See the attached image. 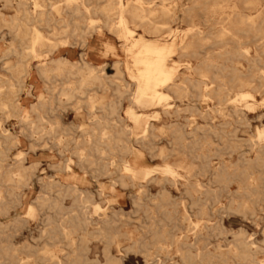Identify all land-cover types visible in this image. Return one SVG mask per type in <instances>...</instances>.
Segmentation results:
<instances>
[{"label": "rangeland", "instance_id": "1", "mask_svg": "<svg viewBox=\"0 0 264 264\" xmlns=\"http://www.w3.org/2000/svg\"><path fill=\"white\" fill-rule=\"evenodd\" d=\"M127 1L132 0H123ZM27 3L29 10H33L32 1ZM155 4H158V1ZM87 5L101 9L105 2L91 0ZM261 5L264 7V0H261ZM2 6L3 0H0V8ZM5 13L10 17L13 10L9 9ZM90 17L97 20L98 29L84 37V45L81 44V36L71 37V54L66 56L55 51L45 60L64 57L81 63L84 59L96 68L105 66L103 74L111 77L115 73L111 66L112 60L125 62L126 58L120 42L102 27V16L99 13H91ZM175 19L159 20L167 22L172 35L175 36H181L191 23L197 25L204 33L214 36L227 25L220 11L206 16L202 15V12H196L190 22L183 17L179 9ZM67 21L72 27L82 22L80 18L72 16H68ZM144 30L135 28L133 38L153 41L154 36ZM42 32L45 36H50L46 31ZM12 44H15L12 37L6 33L5 28L0 27V78L3 81L9 79L3 64L11 65L16 62L14 56L2 58L3 52L11 48ZM108 44L114 48L113 57L105 50ZM259 44L261 42L251 44V56L255 55L254 49ZM224 50L220 45L208 44L203 50H199L197 58L179 59L177 55L173 57L179 73H184L186 62L194 68L202 66V61L208 60L213 62L214 68H208L209 78L203 79L208 85L207 90L211 91L209 97L200 100L196 97L198 92L190 89L187 96L178 99L171 95L166 102L171 110L178 109L180 112L176 117L163 118L167 128L162 133L158 132L162 140L157 150L167 147L166 141H171V134H174L177 128L186 136L185 150L166 162L148 153L145 155L147 166L156 171V179L166 177L162 174V169L168 164L182 177L177 180L175 186L163 184L167 194L164 197V207L160 210L156 208L160 200L158 184L152 183L149 191L140 188L138 184L134 187L128 184L125 188L117 186L119 198L116 201V197L99 195L101 187L108 188L111 182L108 178L96 177L95 171L88 168L85 170L86 180L83 187L75 185L83 191L81 196L71 193L59 194L57 187L48 191V184H74L60 179L61 174L54 168L61 162L58 148L51 146L52 140L46 136L41 138L40 134L51 133L48 130L49 123L61 121L66 127H70L76 120L86 121L85 112L80 113L83 118L77 119L73 109L77 103L86 107L88 101L86 98H75L66 102L57 96L62 82L57 77L52 78L46 85L39 78L36 79L34 73L31 74L30 81L23 80L24 83L17 88V103L23 114L0 112V136L13 135L21 141L19 146L8 152L2 167L7 169L6 167L12 166L17 159L25 166L33 163L37 166L31 178L21 186L19 184L16 196L0 197V202L9 207L6 215L0 213V264H106L107 254L120 259V264H145V259H151L149 264L151 261L155 264H252L254 258L251 255L242 257L241 249L237 247L236 242L242 237L254 243L253 250H257L255 260L264 264V155L256 147L264 140V81L254 83L255 88L249 91L251 99L236 102L238 115L230 114L228 108L219 107L215 96L217 86L224 83L227 87H233L231 79L234 75L247 78L259 76L261 72L245 61H235L223 56ZM26 54L27 52L24 54V61L31 68L30 71L34 72L35 65L39 63ZM256 55L262 61L259 69L264 71L262 50L257 49ZM121 77V81H113L108 85L106 95L100 89H95V101L101 98L105 102L118 103L119 118L125 120L124 125L136 133L137 130L127 119L126 112L130 109L136 113L141 110L135 109L132 104L134 86L127 73L124 71ZM193 78L197 79L196 76ZM29 84H36L37 88H29ZM36 89L49 100L48 111L40 112ZM233 90L236 92L238 89ZM59 99L67 104L59 105ZM36 105L37 109L32 110ZM40 115L45 117L47 129L42 131L38 128L32 132L26 126L29 122L37 124ZM87 123L89 121L84 122ZM54 133L58 131L55 130ZM29 134L37 135L30 137ZM258 134H262V140H259ZM65 139L80 142L83 138L71 130ZM251 145L256 146L251 149ZM73 148L74 144L71 143L68 146L70 152L65 153V157H72ZM258 156L262 161L256 162ZM72 159L75 160L73 157ZM72 170L83 175L74 166ZM245 172L249 173L250 179L245 177ZM117 175H114L113 179L117 178ZM67 177L64 176L65 179ZM196 182L199 184L198 188L193 186ZM0 188L4 189L6 186ZM78 205L85 208L80 210ZM28 206L33 207V216L27 215ZM78 214H84L90 220L111 218L114 215L117 224L106 229L103 236H98L93 233V226H74V217ZM73 221L75 224L72 225ZM65 231L69 233L68 237ZM170 238L187 240L185 245H172L169 243ZM52 255L56 258H51ZM221 257L225 260L222 261Z\"/></svg>", "mask_w": 264, "mask_h": 264}, {"label": "bare ground", "instance_id": "2", "mask_svg": "<svg viewBox=\"0 0 264 264\" xmlns=\"http://www.w3.org/2000/svg\"><path fill=\"white\" fill-rule=\"evenodd\" d=\"M28 1H32L33 10L31 11L28 8ZM89 1L91 0H3V6L0 8V27L6 29V33L12 37L15 44L3 52L2 58L14 56L16 62L11 65L3 64L4 71L9 74V79L3 81L0 78V112L23 114L17 103V92H19L17 88H20L24 83L23 80L30 81L32 73L44 85L49 84L52 78H60L62 82L57 96L66 102L75 98H86L88 101L85 104L86 107L77 103L73 111L77 119L83 118L80 113L85 112L86 121L89 123L84 124L85 119L76 120L70 127H66L61 121L54 124L49 123L48 130L51 133L40 134L41 138L46 136L52 140L51 146L58 148L61 162L54 168L61 174L60 179L74 184L72 186H61L60 182L53 185L48 184L47 190L52 191L57 187L59 194L71 193L81 196L84 194L83 191L75 185L83 187L86 180L85 170L88 168L95 171L96 177L108 178L111 182L108 188L101 187L99 195L116 197V201L119 198L118 187L125 188L128 184L134 187L135 184H138L140 188L149 191V186L152 183L158 184L160 200L156 208L160 210L164 207L166 201L164 197L167 194L163 184L169 183L175 186L177 180L182 177L178 175L173 166L168 164L162 169V174L169 179L166 177L160 180L156 179L154 177L156 171L147 166L145 155L148 153L150 156L166 162L185 150L187 147L184 144L186 136L180 128L175 129L174 134H171V141H166V148L157 150L158 144L162 140L161 134L158 132L162 133L167 128L163 118L176 117L180 112L178 109L171 110L166 102L171 95L178 99L187 96L190 89H195L198 92L196 97L200 100L209 97L211 91L207 90L208 85L203 79L209 78L208 68H214L213 62L208 60L202 61V66L194 68L190 66L189 62H186L184 73H179L177 62L173 57L177 55L179 59L197 58L199 50H203L208 44H215L225 49L222 52L223 56L235 61H245L256 71H261L259 76L247 78L234 75L231 79L233 87H227L224 83L217 86L215 92L217 105L228 108L230 114L238 115L239 110L236 107V102L251 99L249 91L255 88L254 83L264 81V71L259 69L262 61L256 55L257 49H261L264 55V7L261 5V0H132L127 2L104 0L105 6L97 9L96 7L90 8L87 5ZM156 1L158 4H155ZM153 4L155 5L153 6ZM9 9L13 10V15L10 17L5 13ZM179 9L183 17L190 22L196 12H202V15L206 16L214 15L215 12L220 11L224 15L227 25L219 30L218 35L214 36L211 33H204L197 25L191 23L181 36H175L172 35L168 23L159 20H174ZM91 13H99L102 16V27L120 42L126 58L125 62L112 60L111 66L115 73L111 77H107L106 73L103 74L105 66L96 68L84 59L81 60V63L72 62L69 58L64 57L50 61L45 60L55 51L64 53L66 56L71 54V37L81 36V44H85L84 37L98 29L97 20L90 17ZM68 16L80 18L81 24L70 26V22L67 21ZM135 28L145 29L144 31L149 35L154 36V40L145 41L133 38ZM42 31H46L50 36H45ZM258 42L261 44L255 47V55L251 56L250 46ZM105 50H108L113 57L114 48L111 44H108ZM25 52H27L26 55L32 56L39 63L35 65L34 72L30 71L31 68L24 61ZM124 71L134 86L132 104L135 109L141 110L137 113L134 110H128L126 112L127 119L134 124L133 128L139 130V133L137 131L133 133L131 128L124 125L125 120L119 118L118 103L105 102L101 98L95 101L97 95L94 90L100 89L106 95L109 89L108 85L113 81H121ZM194 76L197 79H194ZM72 80L74 82H71ZM28 86L32 89L37 88L36 84ZM233 89L238 90L235 92ZM119 94L122 95L121 92ZM37 98L40 112L48 111L49 100L39 92ZM59 100V105L67 104L62 99ZM35 109H37V105L32 110ZM50 111L52 112V110ZM46 124L45 117L40 115L37 124L29 122L28 126H25L32 132L38 128L46 131ZM55 130L58 133H54ZM71 130L80 134L83 139L80 142H70L65 139ZM34 135L37 134H29L30 137ZM262 137V134H258L259 140H262ZM262 141L258 146L251 145L250 148L256 146L258 151L264 155V140ZM71 143L74 144L71 155L75 160L72 157H65V153L70 152L68 146ZM20 144L21 141L16 136H0V186H6L4 189L0 188V197L16 196L19 184L21 186L23 182L29 180L37 166L36 163L25 166L17 159V162L12 166L9 165L6 167L7 169H3L2 165L7 160L8 152ZM257 161H262L260 156L256 159ZM73 166L83 175L74 173ZM178 168H182V166H178ZM114 175H117V178L113 179ZM64 176H68L67 179ZM249 176V173L245 172V177L250 179L251 176ZM193 186L198 188L199 184L196 182ZM77 207L80 210L85 208L82 205ZM8 208L7 205L0 202L2 215L7 214ZM94 208L96 209V207ZM26 213L33 216V207H26ZM92 215H94L93 210ZM74 220H76V224L74 221L72 222V225L75 224L74 226L86 227L90 225L95 227L93 233L98 236H103L106 229L115 227L117 224L114 215L111 218L90 220L84 214H78ZM62 229L64 232L65 228ZM65 233L68 237L69 233L67 231ZM164 240L167 241L166 238ZM185 240L187 238L184 240L183 238H170L169 243L185 245ZM70 241L72 240L70 239ZM236 244L241 249L242 257L246 258L251 255L254 258L252 264H259L255 260L257 250H253L254 243L250 240L246 241L242 237L237 240ZM105 257L106 264H120V259L112 258L109 254ZM51 258L55 259L56 256L52 255ZM150 260L145 259V264H149ZM221 260L224 261L225 258L221 257ZM150 264H155V262L151 261Z\"/></svg>", "mask_w": 264, "mask_h": 264}]
</instances>
